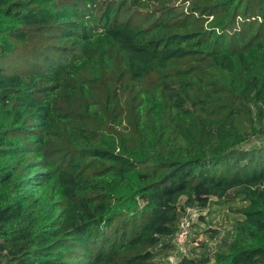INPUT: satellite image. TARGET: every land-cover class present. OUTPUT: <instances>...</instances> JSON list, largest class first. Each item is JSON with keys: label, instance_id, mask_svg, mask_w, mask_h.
Segmentation results:
<instances>
[{"label": "trees", "instance_id": "trees-1", "mask_svg": "<svg viewBox=\"0 0 264 264\" xmlns=\"http://www.w3.org/2000/svg\"><path fill=\"white\" fill-rule=\"evenodd\" d=\"M263 133L264 0H0V264H264Z\"/></svg>", "mask_w": 264, "mask_h": 264}, {"label": "rangeland", "instance_id": "rangeland-1", "mask_svg": "<svg viewBox=\"0 0 264 264\" xmlns=\"http://www.w3.org/2000/svg\"><path fill=\"white\" fill-rule=\"evenodd\" d=\"M260 146H264V133L250 137L241 148L252 149ZM241 205L242 202L238 198H233L227 203L211 198L208 207L201 208L191 215L189 237L182 249H174L167 256L162 254L158 259L171 264L176 261L179 252L211 259L212 254L232 238L233 226L242 218L241 212L237 210ZM205 229H212L217 233L211 237L210 232Z\"/></svg>", "mask_w": 264, "mask_h": 264}, {"label": "built area", "instance_id": "built-area-1", "mask_svg": "<svg viewBox=\"0 0 264 264\" xmlns=\"http://www.w3.org/2000/svg\"><path fill=\"white\" fill-rule=\"evenodd\" d=\"M199 209L200 208L197 207H186L182 212L178 220L177 230L173 236V243L175 244L177 249H182V247L186 244L190 233V217Z\"/></svg>", "mask_w": 264, "mask_h": 264}]
</instances>
